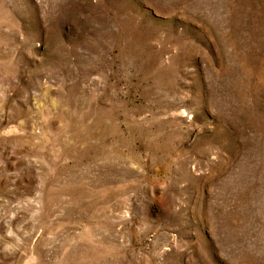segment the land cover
<instances>
[{
  "label": "rangeland",
  "instance_id": "374dc122",
  "mask_svg": "<svg viewBox=\"0 0 264 264\" xmlns=\"http://www.w3.org/2000/svg\"><path fill=\"white\" fill-rule=\"evenodd\" d=\"M0 264H264V0H0Z\"/></svg>",
  "mask_w": 264,
  "mask_h": 264
}]
</instances>
